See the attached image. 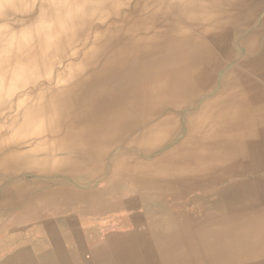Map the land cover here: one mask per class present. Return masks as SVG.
Masks as SVG:
<instances>
[{"label": "bare ground", "instance_id": "bare-ground-1", "mask_svg": "<svg viewBox=\"0 0 264 264\" xmlns=\"http://www.w3.org/2000/svg\"><path fill=\"white\" fill-rule=\"evenodd\" d=\"M30 221L0 264H264V0H0V235Z\"/></svg>", "mask_w": 264, "mask_h": 264}, {"label": "crops", "instance_id": "crops-1", "mask_svg": "<svg viewBox=\"0 0 264 264\" xmlns=\"http://www.w3.org/2000/svg\"><path fill=\"white\" fill-rule=\"evenodd\" d=\"M63 218L64 216L61 215V216H54L52 218H49V221L50 222H55V221H59L61 220V218ZM56 219V220H55ZM46 225L45 223L43 224V222L39 223L38 221H36L35 223L34 222H29V223H23L22 226H15V225H12L11 228H8V227H4L3 228V233H1L2 235H0V240H2L3 242L2 243H8V242H12L14 241L16 238H19V237H22L23 240H25V236L22 235L20 233V230L23 228L24 230H27V231H31V232H34L35 230H37L38 228H41L42 226ZM52 227V226H51ZM9 234V235H8ZM9 258H13L12 254H9V256H5V258L2 256L1 257V260H4V259H9ZM4 263V262H3ZM5 264V263H4Z\"/></svg>", "mask_w": 264, "mask_h": 264}, {"label": "rangeland", "instance_id": "rangeland-1", "mask_svg": "<svg viewBox=\"0 0 264 264\" xmlns=\"http://www.w3.org/2000/svg\"><path fill=\"white\" fill-rule=\"evenodd\" d=\"M15 114H16V113H15ZM15 114H14V115H15ZM13 129H14V128L10 129L9 132L12 133V132H13ZM4 131H5V130H4ZM2 183H3V182H2ZM132 207H133V208H131V209H135L134 211H136V208H137L138 206H137V204H134V205H132ZM84 264H94V263H93V261H92L90 258H87Z\"/></svg>", "mask_w": 264, "mask_h": 264}]
</instances>
